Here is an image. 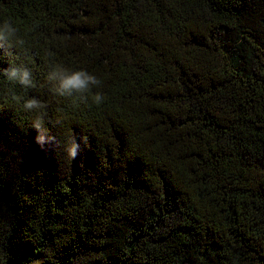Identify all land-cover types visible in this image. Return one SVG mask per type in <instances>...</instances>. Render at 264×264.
<instances>
[{
    "label": "trees",
    "instance_id": "1",
    "mask_svg": "<svg viewBox=\"0 0 264 264\" xmlns=\"http://www.w3.org/2000/svg\"><path fill=\"white\" fill-rule=\"evenodd\" d=\"M5 19L24 43L0 69L36 87L0 74V264H264V0H0ZM54 64L103 102L54 94Z\"/></svg>",
    "mask_w": 264,
    "mask_h": 264
},
{
    "label": "clouds",
    "instance_id": "2",
    "mask_svg": "<svg viewBox=\"0 0 264 264\" xmlns=\"http://www.w3.org/2000/svg\"><path fill=\"white\" fill-rule=\"evenodd\" d=\"M17 31L18 29L10 19H5L0 23V49L6 48L8 55H12V50L24 43L17 37ZM0 74L8 81L19 84L25 89L36 87L32 71L26 66L10 65L7 69H0ZM46 79L52 84L51 90L56 95L73 97L80 103H87L89 98L97 105L103 102V96L100 93L91 95L93 88H98L101 85V80L84 69L70 70L62 65L54 64ZM23 107L25 111L32 112L43 109L44 105L38 99L30 98L24 101ZM32 126L37 132L35 142L40 145L41 149L57 143L56 137L50 135L44 127L42 119H36ZM84 139L86 140V138ZM64 151L69 158L75 160L80 154V144L72 141L64 147Z\"/></svg>",
    "mask_w": 264,
    "mask_h": 264
}]
</instances>
